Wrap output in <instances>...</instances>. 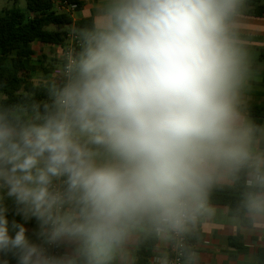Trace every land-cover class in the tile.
Wrapping results in <instances>:
<instances>
[{"label": "clouds", "instance_id": "1", "mask_svg": "<svg viewBox=\"0 0 264 264\" xmlns=\"http://www.w3.org/2000/svg\"><path fill=\"white\" fill-rule=\"evenodd\" d=\"M69 8L43 67L0 83V264H201L218 221L264 232L256 0Z\"/></svg>", "mask_w": 264, "mask_h": 264}, {"label": "trees", "instance_id": "2", "mask_svg": "<svg viewBox=\"0 0 264 264\" xmlns=\"http://www.w3.org/2000/svg\"><path fill=\"white\" fill-rule=\"evenodd\" d=\"M256 3L255 14L264 17V6H260V0ZM69 20L67 13L54 8V0H26V13L18 9L3 10L0 14V83L15 90L29 73L34 72L29 64L36 54L33 44L55 46L60 43L56 26ZM232 199L230 194L223 193L215 202L228 206ZM238 239L239 235L230 238V244L242 250ZM257 255L258 264H264V249H259ZM150 257L152 252L146 251L142 264H148Z\"/></svg>", "mask_w": 264, "mask_h": 264}, {"label": "crops", "instance_id": "3", "mask_svg": "<svg viewBox=\"0 0 264 264\" xmlns=\"http://www.w3.org/2000/svg\"><path fill=\"white\" fill-rule=\"evenodd\" d=\"M68 15L74 19L71 14ZM246 24L249 38L260 53L261 58L264 59V17H259L254 12L247 19ZM34 44L38 46L37 51ZM34 44L33 48L36 54L42 53L44 46ZM218 206L227 207L222 204H218ZM235 235H239L238 244L242 250H238L230 244V238ZM194 245L201 252V264H258L257 251L264 249V232H237L231 224L222 220L218 221L215 226L206 229L203 238L194 241ZM151 259L152 257H150L149 262Z\"/></svg>", "mask_w": 264, "mask_h": 264}, {"label": "rangeland", "instance_id": "4", "mask_svg": "<svg viewBox=\"0 0 264 264\" xmlns=\"http://www.w3.org/2000/svg\"><path fill=\"white\" fill-rule=\"evenodd\" d=\"M5 9H18L21 12L26 13V0H0V14L2 13L3 10ZM34 47L37 51V45L34 44ZM55 49V46H44L43 47V52L40 54H36V56H34L29 64L32 66L33 70L35 71V69L37 67H43L44 65V60L46 59L45 57V53L49 50V49Z\"/></svg>", "mask_w": 264, "mask_h": 264}, {"label": "built area", "instance_id": "5", "mask_svg": "<svg viewBox=\"0 0 264 264\" xmlns=\"http://www.w3.org/2000/svg\"><path fill=\"white\" fill-rule=\"evenodd\" d=\"M71 3H75V1L74 0H54V8L57 11L71 14V9L69 8V5Z\"/></svg>", "mask_w": 264, "mask_h": 264}]
</instances>
